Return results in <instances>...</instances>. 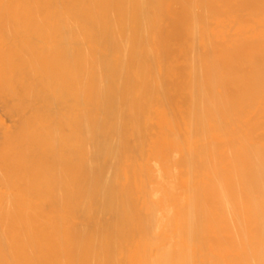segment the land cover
<instances>
[{"label":"bare ground","instance_id":"1","mask_svg":"<svg viewBox=\"0 0 264 264\" xmlns=\"http://www.w3.org/2000/svg\"><path fill=\"white\" fill-rule=\"evenodd\" d=\"M0 264H264V0H0Z\"/></svg>","mask_w":264,"mask_h":264}]
</instances>
